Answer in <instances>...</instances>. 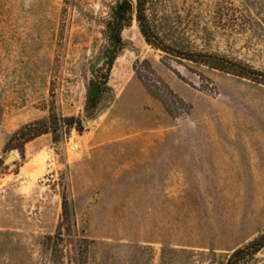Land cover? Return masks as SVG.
<instances>
[{"label": "rangeland", "instance_id": "obj_1", "mask_svg": "<svg viewBox=\"0 0 264 264\" xmlns=\"http://www.w3.org/2000/svg\"><path fill=\"white\" fill-rule=\"evenodd\" d=\"M122 1L0 0V264H225L264 231V83L165 56L138 0L96 65ZM144 9L168 45L264 71V0ZM164 84L184 103L176 118L146 89ZM48 117L78 123L24 158L5 149ZM247 264H264V247Z\"/></svg>", "mask_w": 264, "mask_h": 264}, {"label": "trees", "instance_id": "obj_2", "mask_svg": "<svg viewBox=\"0 0 264 264\" xmlns=\"http://www.w3.org/2000/svg\"><path fill=\"white\" fill-rule=\"evenodd\" d=\"M144 5L145 0H138L136 18L140 31L145 38V41L155 49L163 52L165 56L200 63L213 69L227 71L238 76L247 77L264 83V71L256 70L248 65L241 64L237 61L217 54L204 51L183 50L168 45L155 32L146 16ZM164 86L166 88L167 95H165L163 91L152 89L149 85H146V89L153 97L162 102L165 109L171 116L176 118L184 112L182 107L184 103L182 99H180L166 84H164ZM168 96L170 98H174L175 101H170ZM77 123L78 119L76 117H64L58 119L48 117L30 122L23 125L11 135L6 143L5 149L8 151L16 150L19 152L21 157L24 158L25 145L30 141L48 133H52L54 135L63 134L64 132L62 130L65 126H74V124ZM2 167L3 161L0 159V170ZM73 216L74 213L70 209L66 197H64L62 217L70 222L73 220ZM263 247L264 231L247 244L233 250L225 264H247Z\"/></svg>", "mask_w": 264, "mask_h": 264}, {"label": "water", "instance_id": "obj_3", "mask_svg": "<svg viewBox=\"0 0 264 264\" xmlns=\"http://www.w3.org/2000/svg\"><path fill=\"white\" fill-rule=\"evenodd\" d=\"M131 9H132V4L129 0H123L120 3V6L117 8V11L115 12V15L118 20L115 26L111 29V35H110V38L115 42V47L113 49H107L105 53L97 59L96 65L99 64L104 59L111 58L117 51L119 46V39L116 36V32L118 27L121 25L122 21L126 20L122 14L126 11H131ZM14 159L15 156L10 155L5 162L8 163L10 161H13Z\"/></svg>", "mask_w": 264, "mask_h": 264}, {"label": "crops", "instance_id": "obj_4", "mask_svg": "<svg viewBox=\"0 0 264 264\" xmlns=\"http://www.w3.org/2000/svg\"><path fill=\"white\" fill-rule=\"evenodd\" d=\"M206 162V157L204 155V153L202 152H194V153H190L189 156V163L190 164H202Z\"/></svg>", "mask_w": 264, "mask_h": 264}, {"label": "flooded vegetation", "instance_id": "obj_5", "mask_svg": "<svg viewBox=\"0 0 264 264\" xmlns=\"http://www.w3.org/2000/svg\"><path fill=\"white\" fill-rule=\"evenodd\" d=\"M122 15L124 16V15H125V12H124ZM117 38L120 40V38H119L118 34H117Z\"/></svg>", "mask_w": 264, "mask_h": 264}]
</instances>
